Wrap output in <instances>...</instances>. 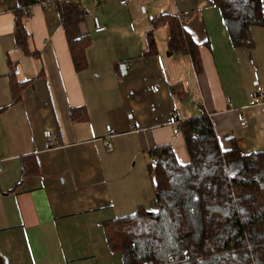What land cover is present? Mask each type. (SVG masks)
<instances>
[{"label": "crops", "instance_id": "1", "mask_svg": "<svg viewBox=\"0 0 264 264\" xmlns=\"http://www.w3.org/2000/svg\"><path fill=\"white\" fill-rule=\"evenodd\" d=\"M47 1L22 14V46L18 2L0 0V254L8 264H123L104 225L158 209L154 147L190 161L174 116L209 115L223 151L264 150V24L251 26L247 49L233 45L214 0ZM159 15L181 20L199 44L196 63L169 53L168 24L154 32L157 53L143 55ZM86 35L79 72L69 42Z\"/></svg>", "mask_w": 264, "mask_h": 264}, {"label": "trees", "instance_id": "2", "mask_svg": "<svg viewBox=\"0 0 264 264\" xmlns=\"http://www.w3.org/2000/svg\"><path fill=\"white\" fill-rule=\"evenodd\" d=\"M17 2L15 38L24 46L28 34L21 16L40 0ZM214 2L233 45L252 49L250 28L264 24L262 0ZM162 24L170 26L169 53L190 54L196 63L199 44L178 17L169 15L152 21L143 55L157 53L154 32ZM91 41L86 35L69 42L79 72L88 67ZM19 99L15 92L13 102ZM181 129L190 161L180 163L169 144L149 152L158 209L139 207L134 214L106 222L109 247L122 253L123 264H264V150L223 151L206 113L181 122ZM0 264H8L1 254Z\"/></svg>", "mask_w": 264, "mask_h": 264}, {"label": "built area", "instance_id": "3", "mask_svg": "<svg viewBox=\"0 0 264 264\" xmlns=\"http://www.w3.org/2000/svg\"><path fill=\"white\" fill-rule=\"evenodd\" d=\"M40 2L44 3L45 6H47V7H48L49 4H50V2L47 1V0H40ZM125 2H126V0H121V3H125ZM96 3L99 4L100 1H99V0H96ZM30 8H31V6L26 7L25 10H24V13H25V14H28V13L30 12ZM87 11H88V9H87ZM94 24H95V29H96V31H103V30H105V28H106L104 25H102V24L99 22V20H98L97 17H94ZM129 116L132 117V114H130ZM172 124H173L174 132H175V133L179 132V130H180V126H181V121L177 118V116H174V119H173ZM106 130H107L108 132H110V133L113 132V130H112V126H111V125H107V126H106ZM45 135H46L47 138H49V139L51 138V132H50V131H46V132H45ZM50 142H51V140H50ZM105 144H106V146H107L109 149H111V146H112V145H111V142H110V141L106 140ZM2 170H3V160L0 158V172H1Z\"/></svg>", "mask_w": 264, "mask_h": 264}]
</instances>
